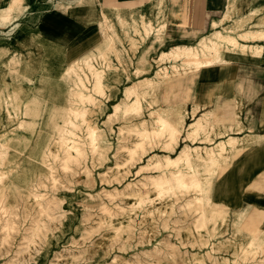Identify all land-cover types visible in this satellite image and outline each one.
Instances as JSON below:
<instances>
[{
	"label": "rangeland",
	"instance_id": "374dc122",
	"mask_svg": "<svg viewBox=\"0 0 264 264\" xmlns=\"http://www.w3.org/2000/svg\"><path fill=\"white\" fill-rule=\"evenodd\" d=\"M95 1L78 2L95 26L83 33L81 45L57 52L41 43L35 32H27L26 44L15 36L18 31L0 33V135L21 121L28 123L18 136L0 144V172L7 175L0 182V264H187L196 257L203 264H264V191L252 190L248 176L244 179L240 173L261 141L236 135L241 126L236 113L243 100H250L242 96L244 81L237 83L239 95H232L234 86L228 83L248 70L253 49L241 45H251L256 37L247 33L239 38L240 46L222 47L224 63L194 72L181 70L183 63L177 62L181 67L174 72L172 61L158 60L161 52L198 39L185 42L168 30V0L160 8L152 6L160 0ZM13 6L0 11L2 22L10 21L3 18ZM223 32L243 31L238 27ZM11 41L14 46H9ZM94 67L102 70V93L93 88ZM218 70L226 79L213 76ZM143 78L155 83L153 94L139 111L124 112L129 100L123 99L122 91ZM143 89L138 87V92ZM79 93L92 96L94 102L81 101ZM118 103L122 108L113 114ZM75 109L80 112L77 118L72 115ZM207 110L213 114L203 130L194 139L186 137L188 123ZM184 113L178 125L181 140L164 148L167 137L153 138L140 159L125 169L116 168L115 163L126 159L125 147L139 139L137 130L155 129L158 116L181 121ZM83 114L100 131L101 158L88 147ZM65 137L79 139L85 150V156L68 168L59 148V139ZM220 140H230L233 147L217 157V164L203 162L198 156L204 157ZM183 149L191 153L201 178L209 175L201 204L194 202L192 190L163 197L144 187L146 177L158 170L137 174L150 157L163 161ZM177 168L188 170L180 161L165 171ZM212 210L216 213L210 218ZM202 213L206 223L199 228ZM252 237L254 244L248 245Z\"/></svg>",
	"mask_w": 264,
	"mask_h": 264
},
{
	"label": "bare ground",
	"instance_id": "6f19581e",
	"mask_svg": "<svg viewBox=\"0 0 264 264\" xmlns=\"http://www.w3.org/2000/svg\"><path fill=\"white\" fill-rule=\"evenodd\" d=\"M18 4H19V1L14 0L13 2L10 3V6L11 7H12V5L17 6ZM163 4H164V0H160L158 3L154 4L153 7H159L160 8L163 6ZM258 5L259 6L256 10L249 12V14L244 16V18L241 21H239V22L237 21V23H236L237 28L238 27L241 28V30L243 31V34L238 35L236 37L234 35H225L222 31L219 30L220 27H225V26H226V28H229V29L230 28L233 29V27H235L234 21L232 20V13H233V10L235 8L234 0H228V11L224 14V16L220 20H212L211 27L213 29H212L210 34H205V35L200 36L195 44L178 45V46H174V47L170 48L168 51H163V52H161L158 60L159 61H163V60L172 61L174 63L172 65V67L174 68V70H173L174 72L178 71L177 69L179 67H181V66L176 65L177 62L183 63L182 64L183 67L181 70H184V71L193 70L194 72H200L204 69H207L208 67H210L212 65L224 63L225 61L223 60L224 58L222 57V54H223L222 49H221L222 47L227 46L228 48H230V47L236 48V47L240 46L239 45V38H245V34L249 33V27L250 26H254V28H255L254 31H257L259 33L264 32V1H260ZM230 20L232 21V24L231 25H225V22L230 21ZM147 27L148 26L145 27V32H146V35L148 36L149 29ZM110 44H111L110 40L108 42H106V45H110ZM247 47L251 50L253 49L251 51V53L254 56L259 55L261 52L260 51L261 48L260 49L253 48L252 46L245 45V44L241 45V48H243V49L247 48ZM75 62H77V61H75ZM229 63H231V62L229 61ZM164 73L168 74V71H165ZM132 75H133V73H132ZM102 76H103V74H102L101 69L96 68V67H94L92 69V78L94 79L93 88H94L95 92H97V93L103 92ZM83 81H85V80H83ZM138 87L144 88L141 93L138 92ZM154 88H155V83L148 81L147 78H143V79L139 80L138 83H133L131 86L125 87L124 90L122 91V97L124 100H129V103H127L125 105L123 104L124 105L123 106L124 112L139 111L146 104V102L148 100L147 96L153 94ZM87 91H88V89H87ZM78 97L80 98L81 101H86V100L89 102L93 101L91 99L92 96H89V95H84V94L81 95L79 93ZM113 108H114L113 114H115V113H117L119 108H122V107H121L120 103H118V104H115V106H113ZM196 110H198V109L196 108ZM212 114H213V110L212 111L209 110L208 112L207 111L203 112L201 114V116L198 117L195 121L192 120L193 122H189L187 125V129H186V137L194 139L195 136H197L199 134V132L203 130V128L205 127L206 122L208 120L207 118H209ZM72 115L74 118H77V116L80 115V112L78 111V109L72 110ZM183 115H185V113L182 114V118H181L182 120L180 119L181 121H179V119H173V118H169L166 116H158L155 119V125H156L155 129L150 130V129L144 128L142 130H137L136 134L139 137V139H137V141H135L132 144V146L125 147L126 159L121 165L115 163L116 168L117 169H121V168L125 169L128 165L134 163L136 161V158H139L138 156L140 155V153H144V151H145L144 149H145L146 144H148L153 138H157V137H161V136L167 137V140L163 144L164 148H166L170 145L172 146L180 138H183L184 136L182 135L181 130L178 128V125L180 124V122L183 121ZM110 116H112L111 113L108 114V117H110ZM81 117L85 119L86 123H88L87 129H86L87 135L89 136L88 147H89L91 152H93V153L97 152L98 156L101 158L104 154L103 153L104 148L101 145L102 138H101L100 131L95 125L90 124L88 122V120H86V117L84 116V114L81 115ZM236 118H237V120L239 119V112L236 113ZM245 120L247 122H249L248 117H246ZM27 124H28L27 122L21 121L19 123L18 127H16L14 129L15 132H14V130H6L2 135H0V144L1 145L5 144L6 141L11 139L12 136H18L20 134V132L24 131ZM239 125H241V122H239ZM73 126H75V124ZM242 130H243V126L242 127L240 126L238 131L241 132ZM56 133H58V132H56ZM69 133H71V132H69ZM249 133H251V132H249ZM236 135H237V133H236ZM257 137H259V139H264V136H257ZM230 138H233V137H230ZM244 138L247 141H252L254 139L252 134H246V135H244ZM59 140H58L59 141V148L63 152L61 160H63L62 162L64 163V168H68L70 164L77 163L78 161H80L85 156V150H84L83 144L81 143V141L79 139H75L74 137L73 138L65 137V138H60ZM230 147H233L232 142L230 140H228L226 142L223 140H220V142L212 150L205 151L204 157H202V156H198V157L201 158L203 160V162H205L206 164H209V165L210 164H217L218 163L216 160L217 157H220L222 155V152L224 150H226L227 148H230ZM170 156H165V159L163 161H161L160 159L152 160L151 159L152 157H150L147 160L148 161L147 164L140 166L139 170L137 171V174L140 171L144 172V170L146 171L150 168H152V170L153 169L158 170V173L156 175H154V176L151 175V176L146 177L145 180L147 182L143 183V186L144 187H146V186L150 187L151 190H154L156 192L157 196H163V195L167 194L168 192H172V191L174 192L175 190H177V191L182 190V189L192 190L196 194V196L194 197V202L197 204H201L202 201H204L203 200L204 197L202 194L205 191L203 188V182H206L207 180H209L208 179L209 175H204L201 178V176L199 175V171L194 169L193 161L191 158V153H189V151L187 149L181 150L180 153L176 157H170ZM102 161H104V160H102ZM180 161L185 163V165L188 168L187 171H182L179 168H177V170L174 172L165 171V169H168L170 167L176 168V166L179 164ZM85 171H86V169H85ZM5 173H6L5 171L0 172V182L2 181L3 178H5L7 176ZM141 174H142V172H141ZM113 179H114V177H113ZM124 191H125V189H124ZM34 195H37V194H34ZM137 195H138L139 202H141L143 200L142 193H138ZM110 196H111V194H110ZM187 203L189 205V203H191V202H187ZM37 208H39V207H37ZM215 213H216V210L215 211L212 210L209 214V217L210 218L214 217ZM205 223H206V215H205V213H202L201 214V221H200L201 227H199V228H202V226L205 225ZM234 223H236V222H234ZM241 227H240V229H241ZM249 227H251V226H249ZM195 228H193V229L195 230ZM243 228L244 227H242V229ZM199 230L200 229H198V231ZM254 237H252V239L250 240L248 245L254 244ZM257 237H258V235H257ZM242 246H244V245H242ZM262 247H264V246H262ZM260 249H261V247H260ZM187 264H203V259L201 257H196L195 259L188 261Z\"/></svg>",
	"mask_w": 264,
	"mask_h": 264
},
{
	"label": "crops",
	"instance_id": "0c3cea01",
	"mask_svg": "<svg viewBox=\"0 0 264 264\" xmlns=\"http://www.w3.org/2000/svg\"><path fill=\"white\" fill-rule=\"evenodd\" d=\"M13 1L0 0V11L7 8ZM18 1L19 4L13 7L14 9L10 15L3 18L6 21L10 19V21L2 22L0 20V33L2 31H18L15 36L23 44L27 43V32H35L40 36L39 41L41 43L54 48L52 50L58 52V50H65L66 48L69 49L76 45H81L83 33L95 29L93 19L88 18L86 12H84L85 8L78 6V2L81 0ZM116 1L104 0L107 4H113ZM260 1L264 0H234L235 8L232 20L235 27L233 29L237 28V21H241L249 12L258 8ZM99 2L102 3L103 0H99ZM158 2L153 3L152 6ZM246 2H248V6H245ZM227 11L228 0H168L169 26L167 28L170 31L178 33L175 39L191 42L199 39L202 35L210 34L213 29L211 27L212 20H220ZM231 24V20L225 22V25ZM224 29H226V26L219 28L222 32ZM254 29L252 26L249 27L250 38L256 37V40L250 46L258 49L261 48L260 54L256 56L250 54L248 58V70L243 69L232 81L225 80V82L228 81V83H232L234 86L232 95L235 93L239 95L236 89L237 83L244 81L245 90L242 91V96L249 99L250 102H245L246 100L242 101L239 119L243 130L238 132L237 135L244 137L246 134H252L257 142H261L255 146L256 149L245 159L244 164L246 167L241 166L240 173L242 177L244 176V179L248 176L252 190L264 191V139L257 137L264 136V32L259 33L254 31ZM223 33L227 35L225 32ZM232 35L238 36L237 33ZM0 39L4 41L1 37ZM178 45L192 44L181 43L175 44L172 47ZM9 46H14L13 41L9 43ZM71 51L69 54H74V51ZM56 61L59 64L61 59ZM213 76H216L217 80H224L227 75L225 72L218 70ZM246 117L249 118V122L245 120ZM234 126L236 129L237 126ZM256 176L259 178L257 183L253 182V178ZM257 177L255 180H257ZM251 195L253 196L252 193Z\"/></svg>",
	"mask_w": 264,
	"mask_h": 264
}]
</instances>
